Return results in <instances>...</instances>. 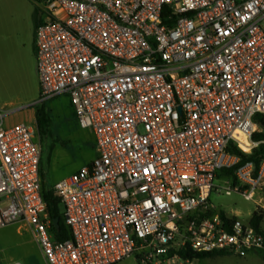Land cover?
Returning a JSON list of instances; mask_svg holds the SVG:
<instances>
[{
    "label": "built area",
    "instance_id": "2783aa9c",
    "mask_svg": "<svg viewBox=\"0 0 264 264\" xmlns=\"http://www.w3.org/2000/svg\"><path fill=\"white\" fill-rule=\"evenodd\" d=\"M39 102L68 100L95 158L54 185L72 237L56 241L34 120L0 108V226L24 224L47 264H170L179 251L264 253V233L210 202L264 115V0H45ZM38 102V103H39ZM256 202L264 161L226 177ZM225 212L227 220L222 218ZM235 218V219H234ZM196 260V259H195ZM11 264H23L19 261Z\"/></svg>",
    "mask_w": 264,
    "mask_h": 264
},
{
    "label": "rangeland",
    "instance_id": "374dc122",
    "mask_svg": "<svg viewBox=\"0 0 264 264\" xmlns=\"http://www.w3.org/2000/svg\"><path fill=\"white\" fill-rule=\"evenodd\" d=\"M30 6L29 0H0V108L15 110L21 105H34L29 109L14 112L6 120L7 124L32 119L30 112L37 104H32V101L39 98L35 88L38 78L37 59L27 18ZM52 109L49 107L53 133L56 138L67 144L65 147H56L50 166L46 161L48 150L47 147L44 148L42 170L50 187L61 178L77 171L86 162H90L96 155L93 133L89 129H79L73 117L68 116L70 119H67ZM226 179L224 175L217 179V188L210 197V202L217 210L240 213L244 222L250 221L254 211H264V184L256 202H251L237 193L226 195L223 189L227 184ZM229 179L232 181L231 177ZM25 231H28V228L24 224L0 226V264L17 261L23 264L39 263L32 245L26 242L28 235ZM137 259L138 257L134 256L118 264H137ZM170 264L188 263L176 261ZM192 264H264V259L259 254L249 253L242 257L229 253L211 259H196Z\"/></svg>",
    "mask_w": 264,
    "mask_h": 264
},
{
    "label": "trees",
    "instance_id": "16d2710c",
    "mask_svg": "<svg viewBox=\"0 0 264 264\" xmlns=\"http://www.w3.org/2000/svg\"><path fill=\"white\" fill-rule=\"evenodd\" d=\"M39 24L40 23L36 24V28L38 27ZM34 112L42 142V159L40 163V173L42 179L44 180L43 197L47 205L46 211L48 216L52 220H54L55 218H59V228L56 229L54 226L52 232L54 239L56 241H64L70 239L72 237V233L70 228L67 226L65 222L64 209L61 200L55 196L54 186L50 187L46 183L42 166L44 164L43 153L45 147H47L48 150L46 161L50 166L52 162L53 152L56 149V147L57 146L65 147L67 143L59 138H56L53 133V120L49 112L47 102L37 103L34 107ZM255 121L258 123L259 130L253 135V140L259 142V145L256 148H254L250 154H246L239 148L234 147L232 145L230 151L235 155H237L238 157H240L241 159L240 163L234 168L222 170L219 173L218 178H220L222 175H224L225 177L230 176L232 181L235 182V170L238 167L244 165L245 163L252 162L257 170L260 164L264 161V115L257 114L255 116ZM221 215L223 219L225 220L228 219L225 212H222ZM263 220H264V211L256 210L252 213L249 222L257 231L263 232L261 227ZM178 253L182 259H189V260H195V259L205 260V259H211L217 256H225L229 254V252L226 251L199 254L189 249H182ZM259 254L264 259V253L260 252Z\"/></svg>",
    "mask_w": 264,
    "mask_h": 264
},
{
    "label": "crops",
    "instance_id": "0c3cea01",
    "mask_svg": "<svg viewBox=\"0 0 264 264\" xmlns=\"http://www.w3.org/2000/svg\"><path fill=\"white\" fill-rule=\"evenodd\" d=\"M29 1L31 2V6H30L31 8L27 12V18H28V21H29L30 31L32 32L33 39H34L33 40V48H34V51H35L36 24L37 23H41L43 21L44 10L42 9V7L40 5L42 1H40V2L39 1H35V0H29ZM35 88L38 91L39 98L36 99V100H34V101H32V104L38 103L39 100H40L41 88H40L39 78H37V82H36ZM49 107H51V109L53 107L52 110H54V111L56 110L57 113L61 114L63 117L65 116V118H67V119H70L72 117V114H71V112L69 111V108H68V100L65 97H61V98H58V99H55V100L51 101L48 104V108ZM30 118H32V120H34L36 122L34 109L30 112ZM29 120H31V119H29ZM86 163H89V162H86ZM239 215H240V213H239ZM261 227H262V231L264 233V220H263V222L261 224ZM25 232L28 235V238H27V241L26 242L27 243H30L32 245V250L34 251V253L36 254V256H37V258L39 260L38 261L39 263H37V262L35 263L34 262V263H30V264H47L46 263V260H45V258L43 256V253L41 251V248L38 245V243L36 241V238H35V235L32 232V230L28 228V231H25ZM251 253H253V254H259L260 252L259 251H252Z\"/></svg>",
    "mask_w": 264,
    "mask_h": 264
},
{
    "label": "water",
    "instance_id": "95a60500",
    "mask_svg": "<svg viewBox=\"0 0 264 264\" xmlns=\"http://www.w3.org/2000/svg\"><path fill=\"white\" fill-rule=\"evenodd\" d=\"M53 223H54L55 228L58 229L59 228V218H55L53 220Z\"/></svg>",
    "mask_w": 264,
    "mask_h": 264
}]
</instances>
